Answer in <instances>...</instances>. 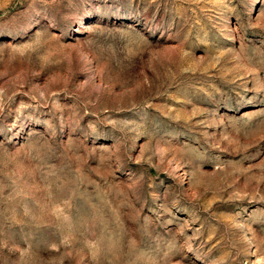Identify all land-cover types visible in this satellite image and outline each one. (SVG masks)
<instances>
[{
	"label": "rangeland",
	"instance_id": "obj_1",
	"mask_svg": "<svg viewBox=\"0 0 264 264\" xmlns=\"http://www.w3.org/2000/svg\"><path fill=\"white\" fill-rule=\"evenodd\" d=\"M0 264H264V0H0Z\"/></svg>",
	"mask_w": 264,
	"mask_h": 264
}]
</instances>
